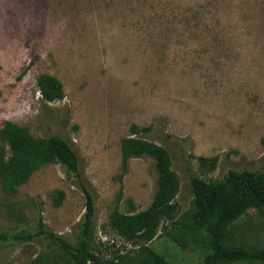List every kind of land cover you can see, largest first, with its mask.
I'll list each match as a JSON object with an SVG mask.
<instances>
[{"label": "rangeland", "instance_id": "374dc122", "mask_svg": "<svg viewBox=\"0 0 264 264\" xmlns=\"http://www.w3.org/2000/svg\"><path fill=\"white\" fill-rule=\"evenodd\" d=\"M41 74L61 83V98L42 99ZM6 122L65 139L79 176L50 162L14 192L0 184V232H34L40 213L49 230L78 246L87 190L94 204L88 244L100 257L202 264L211 250L206 237L167 220L150 240L111 227L114 212L145 209L157 189L153 159L125 156L123 142L167 148L180 216L191 204L190 175L264 170V0H0V129ZM199 156H216L217 166L202 171ZM100 234L114 242L105 245ZM225 236L264 250V207L245 210ZM0 264L91 263L38 235L0 240Z\"/></svg>", "mask_w": 264, "mask_h": 264}, {"label": "trees", "instance_id": "16d2710c", "mask_svg": "<svg viewBox=\"0 0 264 264\" xmlns=\"http://www.w3.org/2000/svg\"><path fill=\"white\" fill-rule=\"evenodd\" d=\"M38 89L45 101L62 97L61 83L53 76L41 74ZM146 130V127L142 128ZM135 131V129H133ZM124 155L150 156L157 172V189L150 204L136 213L114 212L110 219L111 227L126 239L141 237L150 240L156 234L161 220L172 223L177 231H189L194 236L206 237L210 252L203 256L202 264H222L245 258L264 262V250L250 251L236 247L226 241L227 227L250 207H264V170L228 169L221 178L204 179L197 175L189 176L192 193L190 208L180 216V209L174 200L179 189V179L171 167L167 148L141 138H128L123 142ZM59 162L75 176H79L78 159L70 144L57 135L35 137L25 127L6 122L0 129V184L4 192L15 191L16 185L26 181L38 164ZM202 171L213 170L217 157H198ZM85 212L82 220V238L78 246L67 244L61 237L49 230L39 213L34 232L19 231L11 235L0 232V240L12 237L16 240H31L44 235L57 241L64 250L80 255L91 264H124L122 256L102 258L89 248L88 240L94 216V204L87 190ZM55 194V202L60 201ZM193 238L192 241H196ZM118 257V258H117ZM154 264H166L154 261Z\"/></svg>", "mask_w": 264, "mask_h": 264}, {"label": "built area", "instance_id": "2783aa9c", "mask_svg": "<svg viewBox=\"0 0 264 264\" xmlns=\"http://www.w3.org/2000/svg\"><path fill=\"white\" fill-rule=\"evenodd\" d=\"M100 238H101V241L107 246H109L110 244H112L114 242L113 238H110L106 235L100 234Z\"/></svg>", "mask_w": 264, "mask_h": 264}]
</instances>
